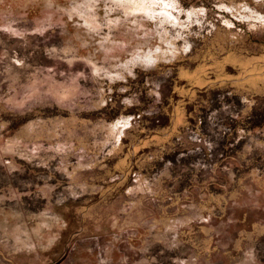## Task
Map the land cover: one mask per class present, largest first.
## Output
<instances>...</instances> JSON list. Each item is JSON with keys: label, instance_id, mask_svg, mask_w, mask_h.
<instances>
[{"label": "rangeland", "instance_id": "obj_1", "mask_svg": "<svg viewBox=\"0 0 264 264\" xmlns=\"http://www.w3.org/2000/svg\"><path fill=\"white\" fill-rule=\"evenodd\" d=\"M201 199L264 251V0H0V264H211Z\"/></svg>", "mask_w": 264, "mask_h": 264}, {"label": "crops", "instance_id": "obj_2", "mask_svg": "<svg viewBox=\"0 0 264 264\" xmlns=\"http://www.w3.org/2000/svg\"><path fill=\"white\" fill-rule=\"evenodd\" d=\"M211 197H213V195ZM203 201L204 200L201 199L200 202L195 205L198 208V210L195 211V218H182L181 214L169 216L164 215V226L162 230L158 229L148 231L144 237L146 240V250L148 251V254L150 250L155 252L156 249L165 253L167 249H170L171 245H179L186 248L185 252L191 251L193 254L196 253L200 259L208 260L211 264H254L253 254H261L260 251H262L260 249H256V247L247 248L245 249L246 252L243 253V251H241L242 249L235 246H229L226 250H219L213 245L211 235L215 228L213 225L206 222L207 218H204L205 214L208 212L210 213V211L205 210L206 208L202 207L204 205ZM218 201L219 199L215 197L209 201V204H212L213 202L218 204ZM215 220L216 218H214V221ZM175 239H178L179 242L174 243L171 241H174ZM168 240L169 243L167 244ZM232 243L233 239L231 241V245ZM263 252L264 251H262V253ZM242 255H247L248 257L239 258V256ZM236 256L238 257L236 258ZM221 259H224L225 262L221 263ZM147 264H155V258L153 256H149Z\"/></svg>", "mask_w": 264, "mask_h": 264}]
</instances>
